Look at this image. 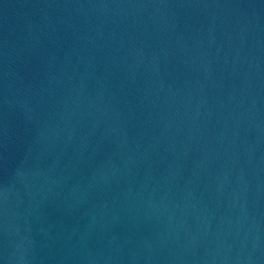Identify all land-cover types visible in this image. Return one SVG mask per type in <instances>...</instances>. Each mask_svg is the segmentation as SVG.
I'll return each mask as SVG.
<instances>
[{
  "label": "water",
  "instance_id": "95a60500",
  "mask_svg": "<svg viewBox=\"0 0 264 264\" xmlns=\"http://www.w3.org/2000/svg\"><path fill=\"white\" fill-rule=\"evenodd\" d=\"M0 264H264V0H0Z\"/></svg>",
  "mask_w": 264,
  "mask_h": 264
}]
</instances>
